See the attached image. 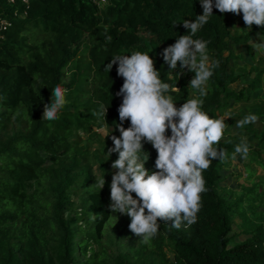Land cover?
<instances>
[{"label":"trees","instance_id":"obj_1","mask_svg":"<svg viewBox=\"0 0 264 264\" xmlns=\"http://www.w3.org/2000/svg\"><path fill=\"white\" fill-rule=\"evenodd\" d=\"M201 14L199 0H111L99 10L86 0H29L27 6L0 0V18L9 24L0 39V264H264L262 185L246 191L247 205L241 199L232 203L220 187L224 162L219 160L203 172L207 191L201 194L197 222L176 229L158 221L149 245L131 233L129 217L108 208L112 172L107 166L118 154L109 158L105 153L113 146L111 135L120 136L122 97L115 93L124 81L117 65L110 72L105 66L132 47L149 53L162 82L180 89L168 93L179 108L192 98L190 87L179 66L168 79L160 54L189 34L184 19L194 21ZM213 14L193 38L209 41L210 60L219 61L202 107L217 118L230 99L241 98L229 90L240 79L229 67L236 62L231 46L246 45L252 32L237 37L240 25H234L233 13L214 8ZM256 30L264 39V27ZM140 31L155 39L141 38ZM76 45L82 58L74 64L69 58ZM57 85L68 89V103L57 120H43L44 105L51 103ZM101 104L108 109L106 123L93 115ZM96 127L110 135L91 155L74 137L78 132L98 137ZM214 147L224 149L229 159L235 150L232 141ZM144 148L150 153H144L150 155L145 167L154 170L157 154L149 143ZM92 163H99L98 177L106 173L100 191L97 177L82 174ZM234 215L245 236L236 244ZM116 218L124 222L113 237Z\"/></svg>","mask_w":264,"mask_h":264},{"label":"clouds","instance_id":"obj_2","mask_svg":"<svg viewBox=\"0 0 264 264\" xmlns=\"http://www.w3.org/2000/svg\"><path fill=\"white\" fill-rule=\"evenodd\" d=\"M199 2L203 14L197 15L194 21L184 19L182 22L189 34L180 35L160 54L168 65V79H172V71L178 66L180 74L185 70L195 73L188 85L194 90L191 93L193 98L184 101L179 108L168 93L179 92L180 89L162 82L149 53L135 51L130 55H116L105 66V70L110 72L113 65H117L116 73L124 81L115 93V96L122 97L117 109L119 123L116 127L120 136L111 135L113 146L105 153L109 158L113 153L118 154L111 163L113 171L108 208L112 213L129 217V230L145 245H149L157 235L158 221L171 222V227L176 229L197 222L201 194L207 191L203 172L210 168L213 160L225 162L229 159L224 149L214 147L224 139L225 121L229 117L210 118L202 110L208 81L213 76V69L219 67V61H210L209 41L193 37L214 15V8L220 14L242 13L246 29L252 30L253 25L264 27V0ZM178 24L174 21L173 27ZM106 39L111 41L112 37L106 36ZM67 93L68 89L60 85L52 89L51 103L44 105L43 120L59 118V113L68 103ZM107 110L101 104L100 111L93 115L105 119L106 123ZM125 121L130 122L127 128L124 127ZM259 122L257 115L249 113L237 120L235 126L243 129ZM145 143L151 144L157 154L154 170L145 167L150 158V155H144L150 154L144 148ZM249 152L245 137L235 146L231 160L235 161L237 155L247 159ZM105 175L95 178L99 191L105 186Z\"/></svg>","mask_w":264,"mask_h":264},{"label":"crops","instance_id":"obj_3","mask_svg":"<svg viewBox=\"0 0 264 264\" xmlns=\"http://www.w3.org/2000/svg\"><path fill=\"white\" fill-rule=\"evenodd\" d=\"M249 45L250 41L244 47H242L243 45H235L238 47L236 50L231 46V51L236 57V62H229V67L234 71L235 76L240 77V79L231 85L229 90L234 96L241 98L230 99L228 107L222 113H218L217 118L220 116L228 117L230 115V121H227L228 118L225 121L227 124L225 132L233 136L231 141L234 146L239 144L243 138H247L250 147L247 157L249 161L243 165L240 162H243L245 159L237 155L236 164L243 165V170H246L248 173L250 172L249 169L253 171L252 176L249 175L247 178L249 182L248 187L251 188L252 184L260 183L263 189L264 184L255 181L253 178L258 179L260 175H264V56H259V54H264V43L260 44L262 46L258 51H253V49L249 48ZM249 113L257 115L260 118V122L247 125L243 129H236L235 123L237 120L243 119ZM230 160H226L223 164V169L220 173L221 184L223 183L222 173L229 175L230 172H226V168L231 165L230 163L234 164ZM237 168H240V166ZM262 189L260 193H263Z\"/></svg>","mask_w":264,"mask_h":264},{"label":"rangeland","instance_id":"obj_4","mask_svg":"<svg viewBox=\"0 0 264 264\" xmlns=\"http://www.w3.org/2000/svg\"><path fill=\"white\" fill-rule=\"evenodd\" d=\"M233 16L235 19L234 25L235 26L240 25V27L238 29L234 30L235 36L243 37L244 35L252 32V37L250 39L249 48L253 49V51H255V50L258 51L262 46L260 44L264 43V39H262L261 35L259 34V31L256 30L258 26L253 25L252 30L246 29V25H245L243 18H242V13L240 15H236L233 13ZM138 35L144 39H151V38L155 39V36L149 35L144 31H140ZM242 47H244V46H242ZM232 48L236 50L238 47L232 46ZM81 51H82L81 45H76L73 47V55L69 58L70 63L73 62L75 64L82 58V53L80 54ZM135 51H137L136 47H132L128 50V53H125L124 55L132 54ZM260 55L264 56V54H259V56ZM71 71L72 70L70 67V69L67 71V78H69V76H70L69 72H71ZM194 76H195L194 72H189L187 70H185L183 73V77L187 81L188 85H189L191 79L194 78ZM190 91L192 93L194 90L190 88ZM228 117L229 118L227 121H230V119H231L230 115H228ZM101 129H103V128H97L96 127L93 129V131L96 134H98V137H95V136L90 137V136L83 134L82 132H78L75 135L74 139L76 141L80 142V146L82 148H84L85 150L89 151L92 155V153L94 151L98 150V148H99L98 142L100 140H102L107 134L105 129H103V131H101ZM232 138H233V136L230 133L225 132V137L222 141L223 142L231 141ZM234 138H237V137H234ZM248 161H249V159L247 158L243 162H240V163H243V165H245ZM230 162H234V164H232V163H230L231 165L228 164L230 166L226 168V172H230V174L227 175V173H225L226 175H224L222 173V175H223V181H222L223 183L221 184V189L223 190L222 193L225 194L228 197V200L231 201L232 203L234 202V200L238 201L241 199L243 205L245 206L248 203H247L246 198L243 200V196H244V194H246L247 190L251 189L250 187H248L249 182L247 181V178L249 175L252 176L253 171L251 169H249V171H250L249 173L246 172V170L244 171L242 168L243 165H237L236 160L235 161L230 160ZM111 163H112V161H110V163L107 166V169L110 172L113 171L111 169ZM98 164L99 163L90 164L87 167V170L84 171L82 174L92 176V177H98L100 174ZM239 166H240V168H237ZM253 179H255V181H259L262 184H264V175H260V178H258V179L257 178H253ZM262 192H264V187L262 189ZM257 210H258V212L262 211L263 210L262 206H259ZM123 222L124 221L121 218H116L115 221L112 223V226L110 227V232H111L113 237H115L116 234L119 232V228ZM242 232H243V229H242V225H241V220L236 215H234L231 235L235 236V239L232 242V244L240 243L245 239V236L243 235Z\"/></svg>","mask_w":264,"mask_h":264},{"label":"built area","instance_id":"obj_5","mask_svg":"<svg viewBox=\"0 0 264 264\" xmlns=\"http://www.w3.org/2000/svg\"><path fill=\"white\" fill-rule=\"evenodd\" d=\"M88 4H90L93 8L102 9L110 4L111 0H86ZM17 2H20L21 5L27 6L29 4V0H8L10 5H15ZM9 26L6 20L0 18V39L2 38L1 33L2 31L6 30ZM177 107V105H176ZM178 108V107H177ZM170 134V133H169Z\"/></svg>","mask_w":264,"mask_h":264}]
</instances>
